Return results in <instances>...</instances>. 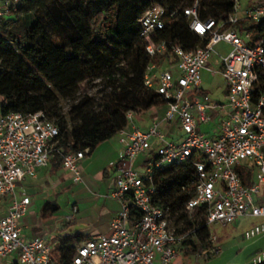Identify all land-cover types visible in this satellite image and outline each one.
Here are the masks:
<instances>
[{
    "label": "built area",
    "instance_id": "2783aa9c",
    "mask_svg": "<svg viewBox=\"0 0 264 264\" xmlns=\"http://www.w3.org/2000/svg\"><path fill=\"white\" fill-rule=\"evenodd\" d=\"M22 1L0 0V20L17 11ZM248 1L243 5L232 0L233 10L222 20L200 19L198 1L183 11L156 5L142 15L141 37L151 58L169 52L168 43L156 38L181 18L206 41L190 52L174 46L171 63L161 69L151 63L145 73L146 88L166 100L165 120L182 136L169 140L158 124L141 131L134 125L135 113H128L133 129L118 134L124 149L112 193L122 208L110 233L77 244L71 264H175L193 249L191 241L199 242L203 228L209 237L196 255L209 261L222 252L211 228L235 227L244 218L263 219L245 228L243 239L263 242L251 264H264V0ZM221 45L230 51L217 50ZM204 73L222 76L226 102L212 100L203 89ZM209 125L211 131L201 129ZM59 136L58 126L44 112L3 114L0 109V260L16 254L19 264H54L46 239L21 237V220L31 199L19 195L18 186L61 153ZM88 152L62 155L63 168L76 183L82 181ZM140 156L146 160L135 167ZM187 164L193 173L183 190L193 197L185 213L190 220L200 215L202 227L189 228L171 206L157 202L156 175L170 165ZM72 211L69 220L78 209Z\"/></svg>",
    "mask_w": 264,
    "mask_h": 264
},
{
    "label": "trees",
    "instance_id": "16d2710c",
    "mask_svg": "<svg viewBox=\"0 0 264 264\" xmlns=\"http://www.w3.org/2000/svg\"><path fill=\"white\" fill-rule=\"evenodd\" d=\"M196 1L202 20H222L233 10L232 0H23L17 11L0 20L2 113L44 112L60 130L61 153L53 158L59 164L69 152L88 149L90 155L128 127L129 112L139 115L166 106V100L144 84L151 63L161 69L172 62L174 46L190 52L206 43L181 18L156 38L168 43L169 52L151 58L141 37L142 15L156 5L183 11ZM94 80L107 92L99 101L80 95L81 85ZM62 102H69L66 113ZM192 173L191 165H170L155 177L157 202L171 206L189 228L204 225L200 215L190 220L185 213L193 193L183 187ZM130 207L133 211V204ZM55 209L56 204L48 203L42 215ZM208 237L207 228L200 230L191 252L199 251ZM77 243L74 236L60 238L51 253L54 264H71Z\"/></svg>",
    "mask_w": 264,
    "mask_h": 264
},
{
    "label": "crops",
    "instance_id": "0c3cea01",
    "mask_svg": "<svg viewBox=\"0 0 264 264\" xmlns=\"http://www.w3.org/2000/svg\"><path fill=\"white\" fill-rule=\"evenodd\" d=\"M166 109V106L155 107L148 112L135 114L134 125L141 131H148L154 124H158L167 139H178L182 132L166 122ZM211 127L202 126L201 129L209 132ZM132 129V126H128L125 130L130 132ZM178 132L181 134L178 135ZM119 139L117 135L101 143L90 155L86 154L82 166V181L79 183L73 181L63 164L52 160L48 167L39 168L34 177L19 184L18 194L31 199L29 210L21 220L23 240L42 237L51 244L53 251L62 237H77L79 244L92 237L110 233L111 222L122 208L120 201L112 197L117 164L124 149ZM153 148H156V142H153ZM154 153L152 151L150 156ZM146 157L140 156L135 167H139ZM58 194L66 196L64 208L57 202ZM48 203L56 204L58 209L43 216L42 210ZM74 207L78 212L69 220L73 216ZM260 242L262 241L258 240L251 244L255 246Z\"/></svg>",
    "mask_w": 264,
    "mask_h": 264
},
{
    "label": "rangeland",
    "instance_id": "374dc122",
    "mask_svg": "<svg viewBox=\"0 0 264 264\" xmlns=\"http://www.w3.org/2000/svg\"><path fill=\"white\" fill-rule=\"evenodd\" d=\"M248 2V0H242L243 5H247ZM217 50L227 53L230 51V48L226 45H221L217 47ZM215 67L220 69V66L217 64ZM203 89L208 92L212 100L223 102L227 101L225 96V82L220 74L213 77L209 73H204ZM80 93L81 96L88 95L99 101L102 100L103 96L107 92L105 91L104 86L100 83V80H94L82 84ZM61 108L64 113L68 112L70 109L69 102H62ZM177 134L180 135L181 133L178 132ZM140 171L141 173H144L143 170ZM56 199L57 202L64 208L66 202L65 194H58ZM261 222H263L262 218H244L235 227H221L219 225H215L211 228V231L213 234H216L218 239L221 240L220 245L222 248V252L218 257L206 261L203 257L197 256L196 253L190 251L188 253H184L175 264H251V256L253 252L261 248L263 246V242L257 243L253 246L251 242H247L243 239V233L245 228ZM16 262H18L16 254L0 260V264H15Z\"/></svg>",
    "mask_w": 264,
    "mask_h": 264
}]
</instances>
